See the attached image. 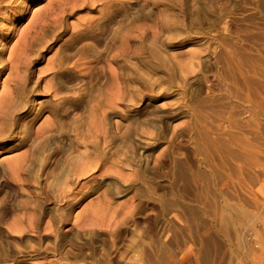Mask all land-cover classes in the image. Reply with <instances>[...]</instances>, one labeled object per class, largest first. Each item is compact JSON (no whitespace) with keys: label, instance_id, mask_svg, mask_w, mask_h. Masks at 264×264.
<instances>
[{"label":"rangeland","instance_id":"obj_1","mask_svg":"<svg viewBox=\"0 0 264 264\" xmlns=\"http://www.w3.org/2000/svg\"><path fill=\"white\" fill-rule=\"evenodd\" d=\"M0 4V264H264V0Z\"/></svg>","mask_w":264,"mask_h":264},{"label":"bare ground","instance_id":"obj_2","mask_svg":"<svg viewBox=\"0 0 264 264\" xmlns=\"http://www.w3.org/2000/svg\"><path fill=\"white\" fill-rule=\"evenodd\" d=\"M2 0H0V2H1ZM0 7H1V4H0ZM6 7V6H5ZM2 8V7H1ZM0 8V9H1ZM6 9H8V8H6ZM11 10V9H10ZM2 11V10H1ZM4 11H6L5 10V8H4ZM16 12V11H15ZM0 13H2V15L3 14H6V13H8V11H6V12H0ZM11 13V12H10ZM1 15V14H0ZM11 15V14H10ZM20 16V15H19ZM3 17H5V16H3ZM2 17V18H3ZM8 17V16H7ZM5 19V18H4ZM7 19V18H6ZM9 19V18H8ZM13 21V20H12ZM10 29H11V27H10ZM15 30V29H14ZM1 31V30H0ZM0 36H2L3 38H5L6 37V35L5 34H2V33H0ZM1 42H2V40H1ZM0 42V43H1ZM3 45V44H2ZM2 51V50H1ZM10 54V53H9ZM13 54H14V51H13ZM13 54H11V55H13ZM10 56V55H9ZM15 56H16V54H15ZM14 56V57H15ZM11 57V56H10ZM7 58V59H10L11 60V58ZM19 57V56H18ZM12 58H13V56H12ZM14 59V58H13ZM12 59V60H13ZM16 59H18V58H16ZM2 61H4V60H2ZM6 61V60H5ZM15 61H17V60H15ZM19 61V60H18ZM8 62H10L9 60H8ZM12 63V62H11ZM1 64V63H0ZM6 64V63H5ZM1 65L0 66V73L5 69V66L6 65ZM13 64H14V62H13ZM13 64L12 65H10V63H9V65L12 67L13 66ZM20 64V63H19ZM14 65H16V64H14ZM18 65V64H17ZM16 67V66H15ZM18 68V66L16 67V69ZM12 69V68H11ZM19 69V68H18ZM9 71V70H8ZM15 68H14V72H11V71H9V78H8V75H7V82L4 80L3 82H6V84H8L9 85V81L8 80H10V81H12V80H15L14 82H12V90H10L11 91V93L9 94V96H7V98L6 97H3L2 99H1V101H0V138L2 139V138H4V137H6L5 139H10V140H17L13 145H11V148H14V147H16V146H19V145H23V143L25 142V141H28L27 139H29V137H27V136H31V135H33V132L31 131V129L33 128L32 127V120H34L32 117L31 118H29L28 120H27V122L25 123L24 122V126L21 124V125H18V127L20 128H18L19 130H17V131H15V133L13 134L12 133V135L11 136H8L11 132L10 131H8V130H11V131H13V128L14 127H16L15 125L18 123V120H20L18 117H15V111L17 110V107L19 106V104H20V99H21V97H22V95H23V91H26V90H29L32 86H30V88L29 87H25L24 85V83L22 82L23 81V79L21 80V77H23V76H25V75H22V76H19V77H17L18 75H16L15 74ZM16 72H18V71H16ZM26 77V76H25ZM19 78V79H18ZM26 80V79H25ZM38 80V79H37ZM29 83H30V81H29ZM4 85L3 84V87L4 86H6L7 87V85ZM35 84V83H34ZM30 85V84H29ZM29 88V89H28ZM4 89H5V87H4ZM4 89L2 88L1 90H2V93H4ZM8 90H9V88H8ZM30 90H32V89H30ZM30 90H29V92H30ZM0 94H1V91H0ZM8 93H6V95H7ZM27 97V96H26ZM1 98V97H0ZM25 100V99H24ZM25 102H27V101H25ZM23 105V104H22ZM57 106V105H56ZM60 108V107H59ZM28 110V109H27ZM29 111V110H28ZM25 113V112H24ZM28 113V115L30 114V112H27ZM41 126V125H40ZM37 127V129H41V127ZM32 127V128H31ZM60 128V127H59ZM36 129V133L33 135V138H31L32 140H31V144L28 146L29 148H30V152L32 151V152H34L35 154H30L28 157H27V159L30 161V165H26V164H22L23 162V160L22 161H20L19 159H23V157L25 156V155H27V154H24L21 158H17L20 162H21V164H20V162H15V161H13V163H9V165L10 164H12V166L10 165V169L11 170H9V172L11 171H14L13 169H15L16 168V173L18 172V171H20V172H22V171H27V170H32V165L33 164H35V162L38 160V158H39V156L37 155L38 153H40V152H42L43 150L45 151H47L48 150V152L49 151H54V150H50L51 148H50V143H52L51 142V139H53V135L51 134V130H52V128L50 129V128H48V127H45V128H43L42 127V129H41V131L39 132V130H37ZM60 129H62V128H60ZM59 129V130H60ZM63 130V129H62ZM23 132V133H25L24 135H23V133H22V135L20 136V134H19V132ZM37 131H38V133H37ZM53 131V130H52ZM7 132H10L8 135H5ZM60 132V131H59ZM62 132V131H61ZM39 134V137H40V139H38L37 140V135ZM62 134V133H61ZM56 137V136H55ZM54 137V138H55ZM53 140H55V139H53ZM6 142H7V140H6ZM54 142V141H53ZM55 143V142H54ZM29 144V143H28ZM3 145V144H2ZM52 145H54L55 146V144H52ZM28 148V149H29ZM52 148H53V146H52ZM57 148V147H56ZM61 148H63V147H61ZM54 149V148H53ZM65 149V148H64ZM55 150H57V149H55ZM62 151V156L64 155V150L62 149L61 150ZM26 152H27V150H26ZM25 152V153H26ZM31 152V153H32ZM57 152V151H56ZM56 152H55V154H56ZM27 153H29V152H27ZM47 153V152H46ZM58 153V152H57ZM45 154V153H44ZM36 155V156H35ZM39 155H41V154H39ZM42 155H43V152H42ZM53 155V153L51 154H48V155H45V156H43L41 159V161H40V168H41V170H48L49 171V169H50V166L51 165H54V164H57V162L55 163V162H53V164H51L50 163V158H51V156ZM26 157V156H25ZM54 157H55V155H54ZM61 157V156H60ZM15 158V157H14ZM15 158V159H16ZM13 159V158H12ZM52 159V158H51ZM57 159V158H56ZM60 159V158H59ZM54 160V159H53ZM17 161V160H16ZM28 161V162H29ZM39 161V160H38ZM61 161H64V158H63V160L61 159ZM9 162V161H8ZM59 162H60V160H59ZM58 162V163H59ZM24 163H26L25 161H24ZM65 163V162H64ZM37 164V163H36ZM51 164V165H50ZM63 164V163H62ZM7 165V164H6ZM39 166V165H38ZM63 165H61L60 167L61 168H63L62 167ZM9 167V166H8ZM52 167V166H51ZM56 167H57V165H54L53 166V168H55L56 169ZM7 168V167H6ZM13 168V169H12ZM35 168V167H34ZM37 168V167H36ZM35 168V169H36ZM52 168V169H53ZM58 168V167H57ZM7 169H9V168H7ZM60 169V168H59ZM18 170V171H17ZM10 172V173H11ZM20 172H18V173H20ZM51 172V171H50ZM16 173H14V172H12V174H16ZM13 176V175H12Z\"/></svg>","mask_w":264,"mask_h":264}]
</instances>
